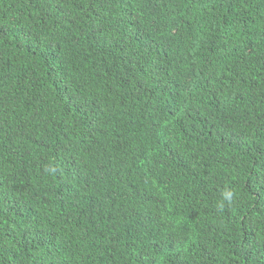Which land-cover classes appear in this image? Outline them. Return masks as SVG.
I'll use <instances>...</instances> for the list:
<instances>
[{"label":"trees","instance_id":"16d2710c","mask_svg":"<svg viewBox=\"0 0 264 264\" xmlns=\"http://www.w3.org/2000/svg\"><path fill=\"white\" fill-rule=\"evenodd\" d=\"M0 264H264V0H0Z\"/></svg>","mask_w":264,"mask_h":264},{"label":"clouds","instance_id":"9594fccd","mask_svg":"<svg viewBox=\"0 0 264 264\" xmlns=\"http://www.w3.org/2000/svg\"><path fill=\"white\" fill-rule=\"evenodd\" d=\"M233 198H234V192L232 190H225V192L222 195L220 207H223L225 202L231 203L233 201Z\"/></svg>","mask_w":264,"mask_h":264}]
</instances>
